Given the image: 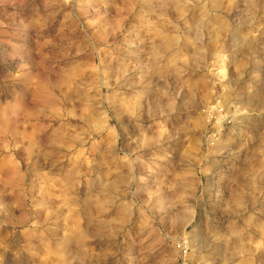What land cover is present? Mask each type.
<instances>
[{
  "label": "rangeland",
  "instance_id": "obj_1",
  "mask_svg": "<svg viewBox=\"0 0 264 264\" xmlns=\"http://www.w3.org/2000/svg\"><path fill=\"white\" fill-rule=\"evenodd\" d=\"M0 264H264V0H0Z\"/></svg>",
  "mask_w": 264,
  "mask_h": 264
}]
</instances>
